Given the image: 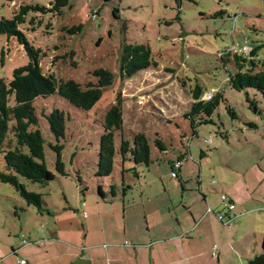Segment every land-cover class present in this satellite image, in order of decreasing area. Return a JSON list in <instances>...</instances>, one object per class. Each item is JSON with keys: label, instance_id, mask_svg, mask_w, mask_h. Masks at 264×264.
<instances>
[{"label": "rangeland", "instance_id": "1", "mask_svg": "<svg viewBox=\"0 0 264 264\" xmlns=\"http://www.w3.org/2000/svg\"><path fill=\"white\" fill-rule=\"evenodd\" d=\"M53 1L0 0V15L10 18L23 4L49 7ZM38 16L41 24L34 31L31 27L22 30L28 41L48 56L42 62L45 72H54L59 80L85 86L95 81L91 73L103 68L113 74L114 82L89 112L78 110L57 96L49 98L52 102L56 100L58 109L69 114L61 153L67 176L57 174L56 154L45 145L46 169L54 179L46 185L18 179L27 191L41 195L44 208L41 213L27 205L11 185L0 182V228L6 226V233H12L11 242L21 244L22 228H47L54 216H65L64 210L75 219L78 230L91 218V229L97 230L99 216L105 222L116 220L117 225H122L127 213L129 225L143 211L179 197L183 186L197 191L202 185V192L211 194L218 202L223 195L231 197L230 188L241 196L243 186H252L250 169L257 164L264 166V113L258 115L249 108L245 92L229 88L228 76L235 67L232 62L223 64L218 56L228 50L234 52L245 47L244 52L248 53L250 48L258 47L257 60L264 63V0H69L61 16ZM49 24L51 27L47 28ZM73 26L82 28L73 35L63 31ZM134 44L147 46L157 66L122 80L121 49ZM2 47L7 55L3 67L0 66V77H9L12 69L24 65L27 58L15 40L6 43V38L0 36V51ZM55 57L59 59L51 64ZM196 85L202 88L204 100L208 93H222L224 101L215 110L213 123L197 126L193 137L184 114L190 110L191 91ZM118 94L123 100V128L148 136L151 164L126 161L127 171L122 173L120 141L115 137L113 172L109 177L98 178L94 174L102 122ZM249 95L254 97L251 92ZM255 99L258 109L264 111V100L260 95ZM43 106L40 104L39 108ZM227 108L234 111L236 118L229 115ZM247 123H254L257 129L250 130ZM44 128V137L52 142L46 124ZM218 133L226 138H220ZM154 136H159L166 151L153 146ZM201 152L208 154V159H202ZM179 159L183 165L173 177L172 166ZM4 167L0 155V171ZM214 168L220 177L227 178L215 176ZM112 185L115 196L110 194ZM83 211L89 219H82ZM210 215L225 225V221ZM40 217L45 221H40ZM210 247L204 259L208 264H216L217 246ZM257 247L260 253L262 245ZM241 251L239 246H230L226 253L223 250L220 254V262L224 264L226 256L228 261L233 259L242 264Z\"/></svg>", "mask_w": 264, "mask_h": 264}, {"label": "trees", "instance_id": "2", "mask_svg": "<svg viewBox=\"0 0 264 264\" xmlns=\"http://www.w3.org/2000/svg\"><path fill=\"white\" fill-rule=\"evenodd\" d=\"M68 5L69 0H54L49 3V7L23 4L11 14L10 18L0 15V36L6 38V43L15 40L23 48L27 58L24 65L12 69L9 77H0V155L3 156L5 165L4 170L0 171V182L11 185L26 204L34 206L38 213L44 211L41 195L27 191L18 179L23 178L40 185H46L54 179V175L46 169L45 145L56 154L57 174L67 176L61 153L64 148L62 141L66 137L65 130L69 114L56 107L55 99L52 102L49 98L57 96L76 109L89 112L100 101L103 91L111 87L114 82L113 74L103 68L94 70L91 76L95 81H89L85 86L72 80H59L54 72L44 71L42 62L44 57L48 56L28 41L22 28L31 27L30 30L34 31L36 25L41 24L38 15L61 16L62 10ZM29 17L32 18L29 20ZM50 27V24L47 25V28ZM81 28V26L65 27L63 31L73 35ZM258 49V47L250 48L248 53L242 50H234V52L228 50L220 53L218 57L223 64L232 62L235 67L234 73L228 76L229 88L236 92H245V100L249 108L261 115L264 111L258 109L255 98L260 95L264 100V63L257 60ZM6 53L7 50L1 49V67H3V58L7 55ZM69 55L72 56L73 53ZM57 59L59 57L52 58L50 63L54 64ZM151 66L156 67L157 63L151 60V53L147 46L134 44L122 47L119 68L122 80L130 79ZM249 92L254 94L253 98L250 97ZM203 94L199 85L192 89L193 102L190 110L184 114L193 137L196 135L197 126L213 123V114L219 104L224 101L222 93L212 95L209 100H204ZM40 104L44 105L41 109ZM122 104V97L118 94L115 103L104 116L95 177L106 178L112 174L116 155L115 137L120 141L118 154L121 159L122 173L127 171L124 168L126 161L136 165L151 164V143L148 136L143 133L126 132L123 128ZM50 108L52 110L49 112ZM227 110L233 119L236 118L234 111L229 108ZM45 124L53 139L52 142H47L43 135L42 130L45 129ZM246 126L250 130L257 129L254 123H247ZM218 135L222 139L226 138L221 133ZM152 144L159 151H165L164 143L159 136H154ZM203 155L206 153L201 152L202 159ZM176 162H182V160L179 159ZM172 171H174L173 166ZM78 179L81 182L80 177ZM110 194L115 196L113 185L110 186Z\"/></svg>", "mask_w": 264, "mask_h": 264}, {"label": "crops", "instance_id": "3", "mask_svg": "<svg viewBox=\"0 0 264 264\" xmlns=\"http://www.w3.org/2000/svg\"><path fill=\"white\" fill-rule=\"evenodd\" d=\"M182 165L183 161L178 172ZM217 171L213 169L215 176L227 178ZM249 172L252 186H243L241 196L234 188L228 190L231 197L227 198L233 205L230 211L211 194L202 192V185L197 191L183 186L179 197L143 211L129 225L124 213L122 225L116 220L105 222L99 216V229H91V218L78 230L75 219L63 209L65 216H54L47 228H22L19 245L11 242L12 233H6L5 226L0 228V264H19L21 260L24 264H208L204 258L210 246H217L216 264H222L220 254L230 246L242 249L240 260L247 264L259 255L260 244L264 252V166L257 164ZM217 213H225L229 225L209 216ZM223 260L224 264H236L226 256Z\"/></svg>", "mask_w": 264, "mask_h": 264}, {"label": "built area", "instance_id": "4", "mask_svg": "<svg viewBox=\"0 0 264 264\" xmlns=\"http://www.w3.org/2000/svg\"><path fill=\"white\" fill-rule=\"evenodd\" d=\"M242 50V52H244V51H246V48L244 47L243 49H241ZM212 93H208L206 96H205V100H209L211 97H212ZM205 143H211V140H205ZM181 164H182V162H176L175 163V165H174V171H175V169L177 170V169H179L180 168V166H181ZM173 171V173H172V176L173 177H176V172H174ZM221 203H222V207H223V209L225 210V211H230V210H232L233 209V205H232V203H231V200H229L228 198H227V196H225V195H223V196H221ZM83 206V205H82ZM210 212V211H209ZM82 216H83V218L85 219L86 217H87V214H86V212L85 211H83L82 212ZM215 216L217 217V219L220 221V222H224V224L225 225H229V221H227L226 220V215H225V213H217V214H215ZM126 244H128V243H126ZM215 251H216V248L214 249ZM24 260H21L20 262H19V264H24Z\"/></svg>", "mask_w": 264, "mask_h": 264}, {"label": "water", "instance_id": "5", "mask_svg": "<svg viewBox=\"0 0 264 264\" xmlns=\"http://www.w3.org/2000/svg\"><path fill=\"white\" fill-rule=\"evenodd\" d=\"M247 264H264V252L261 251L259 255L255 256L253 259L249 260Z\"/></svg>", "mask_w": 264, "mask_h": 264}]
</instances>
